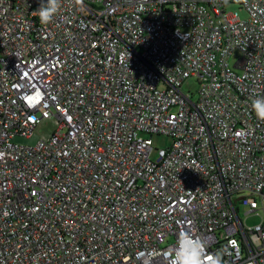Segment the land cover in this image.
I'll list each match as a JSON object with an SVG mask.
<instances>
[{
  "label": "built area",
  "instance_id": "2783aa9c",
  "mask_svg": "<svg viewBox=\"0 0 264 264\" xmlns=\"http://www.w3.org/2000/svg\"><path fill=\"white\" fill-rule=\"evenodd\" d=\"M40 2L0 0V264H264V0Z\"/></svg>",
  "mask_w": 264,
  "mask_h": 264
},
{
  "label": "rangeland",
  "instance_id": "374dc122",
  "mask_svg": "<svg viewBox=\"0 0 264 264\" xmlns=\"http://www.w3.org/2000/svg\"><path fill=\"white\" fill-rule=\"evenodd\" d=\"M229 10L233 11H239L241 17H246L247 12L242 9L237 4H232L228 8ZM0 54H1V47H0ZM235 59H231V63L234 62ZM166 87V84L162 82L159 85L160 89H163ZM199 89V82L196 78H189L184 82L183 90L186 91L189 95H191L194 99L197 98V91ZM195 94V95H193ZM59 125V121L57 118H47L42 119V121L36 126L34 129V132L32 136L25 137V136H17L13 139L15 143L24 144V145H34L37 143L40 139H48L53 134V132L56 130V128ZM172 142V139L170 136L165 134H154L153 135V146L154 151L152 153V158H157V149L167 147ZM238 208V215L239 217L244 221L245 226H254L261 222L262 216H264V210L259 209L257 213L255 212H249V209L247 206L236 204ZM260 205L262 207V203L260 202ZM251 239L255 245H261L262 240L257 234H251Z\"/></svg>",
  "mask_w": 264,
  "mask_h": 264
},
{
  "label": "clouds",
  "instance_id": "9594fccd",
  "mask_svg": "<svg viewBox=\"0 0 264 264\" xmlns=\"http://www.w3.org/2000/svg\"><path fill=\"white\" fill-rule=\"evenodd\" d=\"M61 0H41L37 14L41 24H50L61 11ZM252 109L257 119L264 120V97L252 101ZM204 249L199 242H196L188 249L186 264H201V257ZM216 264H220L217 257Z\"/></svg>",
  "mask_w": 264,
  "mask_h": 264
}]
</instances>
